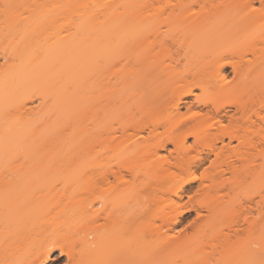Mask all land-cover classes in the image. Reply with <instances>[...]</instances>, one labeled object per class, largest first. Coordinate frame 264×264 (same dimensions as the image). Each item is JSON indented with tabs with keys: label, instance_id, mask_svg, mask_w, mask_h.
Masks as SVG:
<instances>
[{
	"label": "bare ground",
	"instance_id": "bare-ground-1",
	"mask_svg": "<svg viewBox=\"0 0 264 264\" xmlns=\"http://www.w3.org/2000/svg\"><path fill=\"white\" fill-rule=\"evenodd\" d=\"M63 5L70 14L79 9L67 14L75 18L70 33L43 46L41 12L23 30V44L31 38L34 46L2 57L0 171L17 167L15 153L28 145L35 122L63 110L69 138L133 147L135 163L149 167L150 182L136 183L135 163L99 169L71 145L67 179L71 189L80 183L84 196L77 199L73 188L67 206L80 229L76 223L77 234L65 236L59 230L68 218L57 219L47 241L28 251V240L43 231L25 222L26 204L4 203L0 264H52L55 251L67 255L69 264H160L167 254L204 239L228 249L224 264H259V254H244L241 244L264 243V194L257 199L239 178L264 175V0H120L90 9L84 0H63ZM253 35L254 42L237 46L239 36ZM55 56L63 58L61 65ZM125 56L146 57L127 62ZM46 72L61 81L81 75L82 85L61 88L56 102L28 108L21 102H33L35 88L44 90L47 78L34 85ZM198 89L208 96L196 95ZM7 178L0 174V182Z\"/></svg>",
	"mask_w": 264,
	"mask_h": 264
},
{
	"label": "rangeland",
	"instance_id": "rangeland-1",
	"mask_svg": "<svg viewBox=\"0 0 264 264\" xmlns=\"http://www.w3.org/2000/svg\"><path fill=\"white\" fill-rule=\"evenodd\" d=\"M119 1L120 0H84V3H86L87 9H90L95 4H116L119 3ZM63 6V0H0V67L2 63L5 62V59L2 58L4 55L11 54L21 47L29 48V46L31 47V45L36 43L31 42V38H28V44L26 45L29 46L24 45L23 41L26 39L23 30L30 21L34 22L36 18L35 16L39 15L41 12L42 19L38 22L42 24V31H39V33L42 34H39L38 36H42L40 43L43 46L55 44L66 36L67 32L71 29L69 26L70 29L68 30V25L72 24L75 20L74 17V19H72L73 21L70 20V15L75 16L76 14L73 15V11L71 14L67 13L68 11H63ZM83 7L86 8L85 5ZM75 9L79 10L78 7ZM76 10L73 13H75ZM70 21H72V23H70ZM34 25L35 24H32V26ZM261 31H264V27L261 28ZM254 37V35L249 37L239 36L237 38V46L239 47L254 42ZM32 41L36 40L32 39ZM249 56L251 57L252 55ZM40 57L41 60L44 61L46 56ZM51 57L53 58V56ZM125 57L126 61L129 62L131 59L133 61H142L146 56ZM55 60L56 63H59L58 65H61L64 61L63 58L61 59L59 56H55ZM230 71L231 69L228 70V72ZM46 73L47 74H41L34 85L35 88L38 86L39 81L41 82L43 78H47L44 83V90L40 91L37 88L33 90V102L32 100H22L21 103L27 102L28 108L31 107L35 109V106H39L41 101L50 103L54 101L56 102L55 98L61 88L75 91L78 84L81 83L80 85H82L81 75H76L77 81L75 78L69 81L66 77L61 81L60 77H50V73ZM208 94V91L202 89L196 91V95L200 97H207ZM74 98L77 99V96L75 95ZM191 100L192 98H189V101ZM81 103L83 104L82 101ZM183 111L185 112V110ZM64 113L63 110L58 111L45 120H38L35 122L31 128V133L26 135L28 137V145H20L18 151L15 153L17 156V161H15L17 167H8L9 170L17 169V171H7V167L4 168L7 169L5 172L0 171V174L6 173V175H8L7 180H9L7 183L0 182L1 207L7 206L4 205V203L9 205L8 202L21 201L23 205L26 204V210L23 209V214H25L23 218L26 219L25 222L29 224V228L40 229L43 231L40 235L36 234L34 238L28 240L27 248L29 249L28 251L31 252H36L40 245L47 241L48 235L53 231L54 221H57V219L62 220L66 217L65 219L67 220L68 218V221L63 223L60 228L61 230H59L62 232L64 231L63 233H65V236L68 234V231L77 234V224L79 226L80 221L77 218L73 219L76 220L75 222L72 220V218L77 216H72L69 212L67 202L73 188L78 195L76 197L77 199L84 196V190L80 183L75 184L71 189L70 179H67V174L71 167V145L75 144L77 146L75 152L79 151V153L81 152L83 155L88 154L99 169L113 168L117 170L119 167L131 166L132 163H135L132 157L133 147L125 149L123 147L114 146L105 147L103 144L98 143L90 145L83 141L82 135L75 137L74 139L69 138L66 133L67 124ZM109 120L110 119L107 121ZM112 123L117 126L118 121L113 120ZM192 142L193 139L189 140V143ZM161 155H169V151H162ZM134 165H136V170L139 172V177L136 179V183L147 184L150 182L146 174V171L149 169L148 165L143 161H138ZM204 168L197 172L198 176L201 175ZM42 176H46V180H41L40 178ZM127 179L131 182L134 181L129 175L127 176ZM168 183L172 185L176 182L170 181ZM239 184L243 185L249 193L257 199L260 197L259 194H264V175L262 174L243 176L239 178ZM9 192H13V194L11 193V196H14L11 197ZM14 193L18 194V196ZM71 220L74 224H72L73 222ZM69 222H71V224ZM70 227L71 229H69ZM75 227H77L76 231ZM179 229L183 230V226ZM63 242H65L64 245L66 251H71V241H69L67 237H64ZM207 242L208 241L204 239L199 242L194 241V243L186 244L182 248L180 247V249L178 248V250L173 251L170 255L167 254L166 260L164 259L165 261H162L160 264H189L192 261H195L196 263L198 262V264H224L228 249L225 246L220 245L212 246L211 243ZM241 246L244 250L243 252H245L244 254H247V252H257L260 257L259 264H264L263 242L251 244L246 240ZM54 259L55 260L52 264H56V262H59V264H69L67 255H61L60 251H55ZM232 264H238V262L236 263V261H234Z\"/></svg>",
	"mask_w": 264,
	"mask_h": 264
},
{
	"label": "snow or ice",
	"instance_id": "snow-or-ice-1",
	"mask_svg": "<svg viewBox=\"0 0 264 264\" xmlns=\"http://www.w3.org/2000/svg\"><path fill=\"white\" fill-rule=\"evenodd\" d=\"M56 264H59V262H56Z\"/></svg>",
	"mask_w": 264,
	"mask_h": 264
}]
</instances>
